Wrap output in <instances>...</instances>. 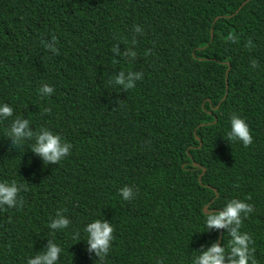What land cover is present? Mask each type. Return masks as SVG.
Instances as JSON below:
<instances>
[{"label": "trees", "instance_id": "trees-1", "mask_svg": "<svg viewBox=\"0 0 264 264\" xmlns=\"http://www.w3.org/2000/svg\"><path fill=\"white\" fill-rule=\"evenodd\" d=\"M121 71L133 88L116 83ZM5 103L0 182L23 185L24 205L0 208V264H27L49 239L58 264H101L84 231L97 219L114 228L103 264H192L220 237L227 247L204 208L233 198L254 206L240 231L264 264V0H0ZM234 113L248 147L227 137ZM16 117L70 155L45 164L35 135L12 145ZM57 212L71 224L53 235Z\"/></svg>", "mask_w": 264, "mask_h": 264}, {"label": "clouds", "instance_id": "clouds-1", "mask_svg": "<svg viewBox=\"0 0 264 264\" xmlns=\"http://www.w3.org/2000/svg\"><path fill=\"white\" fill-rule=\"evenodd\" d=\"M139 30V29H138ZM233 39V37H229ZM55 42V41H54ZM45 47H48L47 45ZM56 51V49H52ZM112 51H116L115 48ZM59 54V52L57 53ZM150 54V53H146ZM134 55V54H133ZM253 67H256V62L253 61ZM123 72L120 77L116 78L117 84L124 85V89L133 88L134 85L129 80L125 83L123 79ZM130 72V71H129ZM40 91L49 96L53 93L50 87H43ZM49 112L50 109H45ZM13 108L7 103L0 105V117L9 118L13 116ZM30 121L21 117H16L10 128L5 129V134L12 140V145L20 146L26 140H32L35 135V143L31 145V151L42 157L45 164H59V162L66 156L70 155L72 145L66 141H62L59 134H54L47 128H42V133H33L29 130ZM231 130L227 133L230 141H242L245 147L253 143L250 128L248 124L241 119L237 114H233L230 119ZM238 187V185H236ZM23 185H18L15 180L11 183L7 181L0 182V208L8 206L9 208H22L24 201L22 198L18 200V196ZM120 195L124 200L129 201L131 198V189L125 187L120 189ZM137 191H139L137 189ZM250 199V197H248ZM66 209H63V212ZM254 211V206L246 203L240 199H231L227 202L223 210L215 214H205V226L208 229H227L228 240L227 247H221L217 243H213L206 251L201 249L202 254H198L192 260V264H257L255 258V248L250 247L254 244L252 236L246 232H241L240 229L243 224V219L248 218V214ZM211 212L209 208L208 213ZM57 218L51 219L48 225L53 230V235L56 230L67 229L71 221L56 213ZM87 233L86 243L89 245L88 251L95 252L96 257L99 258L103 264L106 256L114 240L113 226L104 220L97 219L89 223L85 229ZM79 232L73 235V239L79 238ZM62 248L53 240H48V247L46 251L35 255V258H29L27 264H58ZM156 264H164L163 260H157Z\"/></svg>", "mask_w": 264, "mask_h": 264}, {"label": "water", "instance_id": "water-1", "mask_svg": "<svg viewBox=\"0 0 264 264\" xmlns=\"http://www.w3.org/2000/svg\"><path fill=\"white\" fill-rule=\"evenodd\" d=\"M248 1H246L245 3H243L242 4V7L247 3ZM238 12V11H237ZM230 66V65H229ZM228 72H229V70H228ZM227 94H228V92H227ZM226 97H227V95L224 97V99L220 102V104H219V106L221 105V103L226 99ZM219 106H217L216 107V109H218L219 108ZM195 166H199L198 164H195ZM204 172H205V169H204ZM201 179V178H200ZM208 208H209V206H207V207H205L204 208V212H205V214H210V213H214V212H216V211H211V212H209L208 213ZM222 230V229H221ZM220 242H221V237H220V241H219V246H220Z\"/></svg>", "mask_w": 264, "mask_h": 264}]
</instances>
